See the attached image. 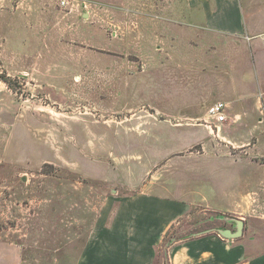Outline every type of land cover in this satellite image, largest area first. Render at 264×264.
Listing matches in <instances>:
<instances>
[{
    "label": "rangeland",
    "instance_id": "rangeland-1",
    "mask_svg": "<svg viewBox=\"0 0 264 264\" xmlns=\"http://www.w3.org/2000/svg\"><path fill=\"white\" fill-rule=\"evenodd\" d=\"M238 1L244 24L254 20L264 28V0L254 7L252 0ZM185 6L184 0H0V241L17 245L23 264H72L101 199L117 195V183L138 184L150 164L193 140L188 123L170 128L178 113L155 75L165 77L171 68L163 34L172 23L165 14ZM155 56L162 66L152 63ZM250 71H238L235 107L253 97L264 107V80L257 87L258 74ZM251 75L255 91L240 94ZM260 106L254 122L261 128L255 127L253 140L262 141L264 151ZM131 113L146 118L142 128H131L137 119L120 123ZM183 163L167 162L159 184H205L202 177L179 174L202 160ZM247 203L238 217L249 235L264 237V186ZM236 217L191 209L163 238L156 264H169V248L184 236L235 231Z\"/></svg>",
    "mask_w": 264,
    "mask_h": 264
},
{
    "label": "crops",
    "instance_id": "crops-1",
    "mask_svg": "<svg viewBox=\"0 0 264 264\" xmlns=\"http://www.w3.org/2000/svg\"><path fill=\"white\" fill-rule=\"evenodd\" d=\"M184 1L185 7L165 14L172 23L171 29L163 34L166 46L172 50L165 59L171 68L165 77L161 72L159 78V71L155 75L168 101H174L173 110L180 119L173 120L170 128H183L182 121L188 123V128L194 129L193 140L166 152L158 159L163 160L161 163L150 164L144 179L153 167L158 164L161 167L151 174L148 183L140 186L144 179L138 184L117 183V195L101 199L72 264H156L163 238L193 208L234 214L235 219L243 222L242 234L226 239L218 233L225 228H216L184 236L169 248V264H264V237L257 233L249 235L245 219L238 217L239 209L248 207L247 196L264 186L262 141L253 140L255 127L261 128L254 122V112L261 102L253 97L234 106L239 93V70L249 73L252 70V74H258L257 87L263 85L264 45L258 36L264 34V28H257L254 20L244 24L238 0ZM254 1L252 7L257 4ZM151 60L163 65L157 56ZM104 73L109 79V71ZM249 80L240 94L255 91V78L251 75ZM218 102L225 104L224 122H217L207 113ZM145 119L131 113L120 123L131 124L136 120L137 124L131 128L140 129ZM197 160L203 161L199 167H189L179 174L202 177L205 184L190 182L175 188L159 184L158 173L169 169L167 162L184 161L182 165L189 166L198 165L194 163ZM220 160H225L224 172L220 171L223 166ZM165 173L168 177L174 174ZM0 264H23L19 247L0 241Z\"/></svg>",
    "mask_w": 264,
    "mask_h": 264
},
{
    "label": "built area",
    "instance_id": "built-area-1",
    "mask_svg": "<svg viewBox=\"0 0 264 264\" xmlns=\"http://www.w3.org/2000/svg\"><path fill=\"white\" fill-rule=\"evenodd\" d=\"M258 38H259L260 42L262 43V45H264V34L259 35ZM224 109H225L224 104L221 102H218V103H215L214 105H212L208 109L207 113L210 117L215 118V120L217 122H224L225 121ZM259 111L262 115H264V107L263 106H260Z\"/></svg>",
    "mask_w": 264,
    "mask_h": 264
},
{
    "label": "water",
    "instance_id": "water-1",
    "mask_svg": "<svg viewBox=\"0 0 264 264\" xmlns=\"http://www.w3.org/2000/svg\"><path fill=\"white\" fill-rule=\"evenodd\" d=\"M235 222V231H231L229 229H220L218 233L221 237L226 239H235L241 236L243 229V222L239 219L234 220Z\"/></svg>",
    "mask_w": 264,
    "mask_h": 264
}]
</instances>
